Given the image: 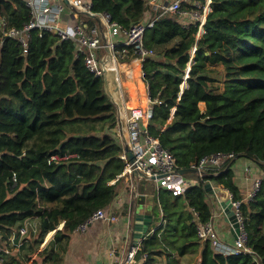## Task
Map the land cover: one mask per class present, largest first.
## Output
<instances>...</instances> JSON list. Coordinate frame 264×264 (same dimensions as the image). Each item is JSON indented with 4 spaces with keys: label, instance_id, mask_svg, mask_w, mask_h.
Returning a JSON list of instances; mask_svg holds the SVG:
<instances>
[{
    "label": "trees",
    "instance_id": "obj_1",
    "mask_svg": "<svg viewBox=\"0 0 264 264\" xmlns=\"http://www.w3.org/2000/svg\"><path fill=\"white\" fill-rule=\"evenodd\" d=\"M92 1L94 11L110 13L123 26L150 11L146 0ZM4 13L16 26L30 20L25 0H0ZM80 17L85 28L95 22ZM150 19L144 45L153 54L142 61L152 100L150 131L160 134L179 168L219 151L264 167V0H212L201 32L199 23L178 13L154 10ZM103 85V76L87 69L72 39L33 30L26 51L12 37L0 43V237L15 246L20 242L16 255L4 253L0 264H63L76 227L98 208L109 212L120 193L123 146ZM64 152L78 156L49 162L51 154ZM214 170L183 194L160 189L163 244H155L157 230L142 239L138 258L147 254L144 264H154L161 254L179 264L170 259L173 251L198 252L202 239L189 207L201 221L212 218L207 180L228 187L241 201L254 253L223 254L205 240L199 264H264V179L254 197L243 200L230 165ZM13 172L18 184L11 188ZM31 219L36 224L20 239V227Z\"/></svg>",
    "mask_w": 264,
    "mask_h": 264
},
{
    "label": "built area",
    "instance_id": "obj_2",
    "mask_svg": "<svg viewBox=\"0 0 264 264\" xmlns=\"http://www.w3.org/2000/svg\"><path fill=\"white\" fill-rule=\"evenodd\" d=\"M212 0H146L147 5L153 10L162 12H173L192 19L199 23V32L203 30V24L206 15L211 8ZM30 10V20L23 26H16L11 23L9 16L4 13L0 16V43L5 37H12L27 50L28 43L33 30L39 31L42 36L44 32H52L59 36L60 39H72L77 46V53L84 57V63L87 69L95 76H103L102 64H109L110 54L105 45V39L112 53V66L118 68V61L129 56L143 60L146 56L152 55L153 51L144 45V34L148 27L153 26L154 20L142 19L123 26L113 20L108 12H96L93 10L92 0H69L67 4L64 0H25ZM183 4L189 7H183ZM71 11V15L66 20L62 17L65 7ZM81 14L89 16L95 20L85 28ZM88 25V24H86ZM122 34L119 48L112 41V35L115 32ZM105 52V53H104ZM150 105L146 108L134 107L126 113L128 127V144L134 153V161L129 162L126 151L121 153L124 160V168L119 177H127L136 188L139 180H153L157 183V189L165 188L171 190L174 194L184 193L187 187V180L184 175L179 174L176 157L163 146L160 134H153L149 129L150 117L152 116V100L149 98ZM161 127L160 133L164 130ZM123 146L122 137L117 132ZM76 152L53 153L49 157V162H64L71 158L77 157ZM236 158L234 152H216L205 155L192 165L198 170L199 178L206 175L209 171L220 169L223 161H230ZM133 170H138L143 175L132 176ZM175 171V172H174ZM250 172V166L246 167ZM167 173L166 175H163ZM264 177L254 179L253 188L248 193L247 199L250 200L259 191ZM18 178L16 172L11 177V188L16 187ZM221 187L228 191V197L232 201L233 208L238 218L240 230L233 243L222 240L215 229L213 221H201L199 211L195 207H190L193 213V220L196 224V232L202 240H210L212 246L223 254H244L254 253L253 249L247 245V234L244 229L243 216L240 210L241 201L237 200L232 191L220 184ZM158 191L154 193L157 196ZM114 221L116 215L107 212L104 208L96 209L83 222H81L75 231H86L88 226L99 220ZM29 224L25 222L20 227V239L26 236ZM141 241H132L128 244L119 264H144L147 254H143L142 259L138 258V251L141 247ZM20 247V242L16 245ZM10 253L5 247L0 249V259L2 255ZM257 264H263L261 260Z\"/></svg>",
    "mask_w": 264,
    "mask_h": 264
},
{
    "label": "crops",
    "instance_id": "obj_3",
    "mask_svg": "<svg viewBox=\"0 0 264 264\" xmlns=\"http://www.w3.org/2000/svg\"><path fill=\"white\" fill-rule=\"evenodd\" d=\"M153 11L154 10L150 8V11L147 13L145 19H150ZM69 15H71V11L68 6H66L62 12V17L64 20H66L67 18H69ZM93 24L94 23H92V25ZM122 39V34H120L118 31L112 35V41L115 42L117 48H119ZM142 61L143 60L139 58L129 56L127 58L119 60L117 64L119 74L118 76L120 78L124 95L126 113L129 112L131 108H146L150 105L149 84L144 77ZM116 129H118V125ZM228 165H230L231 169L233 170L234 182L238 186V191L242 199L248 200L247 195L253 188L254 179L257 177H264V167L245 157H238L230 161H223L222 164H220V166L218 167L224 169ZM248 165L250 166L249 173L246 171V167ZM184 177L187 180V185L188 178L195 179L196 183H199L198 172H191L185 174ZM124 178H126V180H129L127 177ZM140 185L144 187V191H140ZM129 186H131L130 192H127L125 185L122 186V188L120 189V193L116 198H114L110 205L109 212L116 215V220L106 221L99 219L91 223L86 229V231L74 230L71 236L68 250L64 256L63 264H119L128 244L134 241L133 213L136 205L134 196L137 193H151L154 195V193L158 191L157 196L155 197L154 195V207L150 209L153 218L152 224L149 228V232L147 233L146 237L157 230L158 235L155 240V244L157 246H161L163 244L161 238V231L163 228L161 227L165 225L166 221L164 219V211L160 203L159 191L162 187L157 189V183L155 181L144 179L138 181L136 188L132 185V183H130ZM162 189L168 190L165 188ZM172 194L174 193L172 192ZM205 199L211 206V220L214 223L215 229L218 232L219 237L228 243H233L236 235L232 231V225L230 221H228L226 218L227 214L221 204V201L214 194H206ZM156 205L159 206L158 215L156 213ZM189 211L192 214L193 219V213L190 207ZM29 221L31 222V224L33 223L34 225L37 222L36 219H31ZM26 222L28 223V221ZM62 224L63 223H61L60 226H62ZM53 234L54 231L50 232L49 238L46 239L42 247H44L46 242L53 236ZM10 241L12 242V239H10ZM201 241L202 246L198 250V252L195 253V255L187 254L185 256H181L179 252L173 251V254L170 259H176L179 264H199V256L201 255L203 243L205 240ZM4 242H7V239H5ZM168 260L169 258H167L165 254L157 255V261H155L154 264H169Z\"/></svg>",
    "mask_w": 264,
    "mask_h": 264
},
{
    "label": "water",
    "instance_id": "obj_4",
    "mask_svg": "<svg viewBox=\"0 0 264 264\" xmlns=\"http://www.w3.org/2000/svg\"><path fill=\"white\" fill-rule=\"evenodd\" d=\"M67 4L69 0H64ZM105 45L108 53L110 54L109 64H102L103 70V80H104V91L108 95L111 103L115 106L116 113H117V125L119 133L122 137L123 147L126 151V156L129 162H133L135 157L134 153L131 150L128 144V127H127V120H126V110H125V102H124V95L122 91V86L118 74V69L112 66V53L110 47L108 46L106 39ZM150 98V96H149ZM174 113V111H173ZM175 172V171H174ZM179 174L185 175L191 172H198V170L194 167L189 168H179L177 170ZM164 173L163 175H166ZM134 175H143L142 172L138 170H133L132 176ZM196 180L188 178V185L195 184ZM216 182L213 180H207L204 182V189L206 194H214L218 197L221 201L222 206L226 212V218L230 221L232 225V231L237 236L240 227L237 215L233 208L232 201L228 197V191L221 187L219 184H215ZM135 200V210H134V223H133V239L134 241L142 240L146 237L147 233L149 232V228L152 224L153 215L150 212V209L154 207V195L151 193H137L134 196ZM61 227V226H60ZM55 232V231H54Z\"/></svg>",
    "mask_w": 264,
    "mask_h": 264
},
{
    "label": "rangeland",
    "instance_id": "obj_5",
    "mask_svg": "<svg viewBox=\"0 0 264 264\" xmlns=\"http://www.w3.org/2000/svg\"><path fill=\"white\" fill-rule=\"evenodd\" d=\"M201 105V108L202 109H204L205 108V104L204 103H201L200 104ZM116 128H117V126H116ZM115 128V130H116V132H118V129H116ZM129 182V180H126V178H125V183H124V185H127V184H129L130 185V183H128ZM127 183V184H126ZM131 187V186H130ZM28 226L30 227L31 225H34L33 223L31 224V222L28 220ZM49 235H50V233L48 234V236H47V238H49ZM5 246H7V248L10 250V253H8V256H7V258L9 257V256H15L16 255V253L18 252V249H19V247H17V246H15L9 239L7 240V242H4V239H2L1 237H0V249L1 248H3V247H5ZM0 261H2V259H0Z\"/></svg>",
    "mask_w": 264,
    "mask_h": 264
}]
</instances>
